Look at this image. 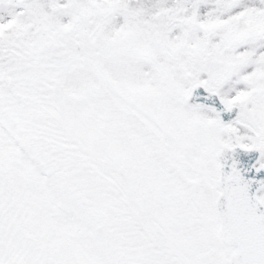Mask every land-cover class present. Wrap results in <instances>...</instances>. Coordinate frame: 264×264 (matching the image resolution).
<instances>
[{
	"label": "snow or ice",
	"instance_id": "obj_1",
	"mask_svg": "<svg viewBox=\"0 0 264 264\" xmlns=\"http://www.w3.org/2000/svg\"><path fill=\"white\" fill-rule=\"evenodd\" d=\"M0 264H264V0H0Z\"/></svg>",
	"mask_w": 264,
	"mask_h": 264
}]
</instances>
